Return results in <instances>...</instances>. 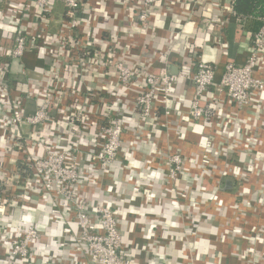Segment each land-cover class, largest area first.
<instances>
[{
	"label": "built area",
	"instance_id": "built-area-1",
	"mask_svg": "<svg viewBox=\"0 0 264 264\" xmlns=\"http://www.w3.org/2000/svg\"><path fill=\"white\" fill-rule=\"evenodd\" d=\"M178 1L0 0L1 36L3 26L13 30L8 45L0 42V136L9 156H0V264H135L133 254L124 255L115 201L87 193L92 182L108 196L106 178L124 194L125 167L146 169L136 173L152 182L137 188L151 184L154 191L158 184L176 204L187 224L184 239H191L181 251L185 264H200L197 247L207 235L215 264L224 257L216 245L232 243L228 258L264 262V221H258L264 216V16L257 31L244 32L241 62L227 58L220 68L201 57L198 37L189 36L185 54L171 64L173 46L164 43L159 53L149 47L156 30L150 18L156 7L167 4V14ZM228 1L181 0L182 17L200 20L204 39L224 45ZM56 3L63 7L57 28ZM142 34L148 39L137 51ZM25 57L41 63L28 69ZM26 69L27 90H11L9 81ZM27 100L35 102L32 112L25 111ZM170 129L182 141L194 135L196 150L158 147ZM28 207L58 216L63 228L46 234L34 211V223L23 213ZM14 211L26 218L16 221ZM46 237L51 242L40 247Z\"/></svg>",
	"mask_w": 264,
	"mask_h": 264
},
{
	"label": "crops",
	"instance_id": "crops-1",
	"mask_svg": "<svg viewBox=\"0 0 264 264\" xmlns=\"http://www.w3.org/2000/svg\"><path fill=\"white\" fill-rule=\"evenodd\" d=\"M224 1L229 2L228 0ZM185 2H187V0H185ZM166 5L167 4H163L162 10L156 7V15L150 18L151 22L156 25V30L150 33L151 42L148 43L150 44L149 47L152 48V51L155 49L154 46H156V48L158 49L157 53H159L160 50L164 51L166 45L163 44L167 43L169 46H173L174 51L176 52L170 55V62L171 64L176 63V54H185L184 52L186 50L187 38L189 36H197L200 44L202 45L200 55L203 59H208L214 63H217L219 66H221L220 68H222L221 64L224 63L227 58L235 62L242 61L244 57L243 45L245 44L244 42L246 40V36L244 35L245 31L242 29L241 25L229 21L230 23L224 29L223 35H221V42L222 44H224L221 45L220 42H216L212 36H209V40L204 39V35L202 34L203 31L201 30L203 29V26L200 20L195 22L192 19L182 17L184 9L181 5V0H179L178 2H174V5L172 6L171 10L167 12V14L162 12L165 9ZM62 10L63 7L62 5H60V3H56L54 5L51 14V20L52 25L55 28H57L56 25L58 19L61 16ZM211 13H216V9H213ZM122 15L123 12H121L119 19ZM195 15L199 19H201V17L204 18L206 15H210V13L209 11H207L205 12L204 16L201 15L200 17L199 12H195ZM8 16H10V14ZM194 18L196 17L194 16ZM119 25L122 26L125 30H128V28H126V26L128 25L124 20H121L119 22ZM198 27L201 29H199ZM5 28L7 27L3 26L2 28V30H4L3 37L1 36L2 31H0V42L8 45V40L11 38V33H7L5 31ZM12 31L13 30L11 29L10 32ZM145 39H148V35L145 36V34H142L135 38L137 51H141L143 49ZM186 61H188V59ZM24 63L25 65L27 64L26 67L30 69L40 64L41 61L35 59L34 57H25ZM27 76H29L27 75V69L24 74H17L16 76H14V78H12L13 80L9 81L11 90L26 91L27 79H30V77ZM33 76L34 74L32 75V77ZM24 79L25 83L19 82L23 81ZM34 108V100H27L25 111L32 112ZM183 137V134L181 135L174 129H170L168 134L162 133V135L156 140V143L162 150H165L167 145L175 148L180 147L182 150H185V152L196 150V137L191 133H187L186 138L184 139L186 141H182ZM4 148L5 142L0 136V156L2 157L3 155L2 159L4 161H7V158L9 160V156L2 153L4 151ZM143 149H145V146H143ZM133 157L134 156L130 154L128 158L134 163L133 166H136ZM125 168L126 169L124 170V172H126L130 183H127L125 185L126 187L124 189V194L119 193V187L113 186L106 178L104 179L103 184L105 183L104 187L109 192L108 196L98 190L92 182H89L87 186V193L93 200H104L105 198H110L111 196L115 201L118 208V225L121 235L123 236V244L125 250L124 255L127 256L133 254L135 264H185V256L181 254V251L183 248V244L185 245V242L189 243L191 239L189 237H186L184 239V231L182 225L187 224H185L184 221H182V224L180 223V219L176 215V204L171 201L169 195H166L167 192L161 186V189H159L158 184L154 185V187L157 188V190L154 191H149L150 187L152 186L151 184L147 186L145 191L142 188H137V184L146 185L147 183L152 182L151 176L142 174L144 176L143 177L136 173L146 169H141L138 167V170H136V168H134V170H129L127 167ZM120 176H123V173L120 174ZM183 182L186 183L185 181ZM225 188V186L222 187V191H224L223 196L229 197L230 193L228 192H230L229 190L231 189V186L227 187V190ZM138 189H140V191H138ZM157 195H160L161 197L159 198L157 197ZM33 211L37 216H35V219L40 221L37 222V224L39 225V227L41 226L43 230L45 229L46 234L53 235L57 233L60 228H63L65 222L63 221V219L58 220L57 215V217L55 218L56 220L51 217L48 219V216H44V212L42 211V209L38 208V210H36V207H28L23 211V213H29L31 221L33 223ZM23 213H18L15 211L13 212L16 221H23L26 218V216L24 215L22 218ZM246 214L249 215L248 213ZM258 221H264V216H262ZM161 222L164 223L165 231L170 235L168 238H165V234L162 232L163 227ZM42 241L43 242H40V247L44 246L48 242L50 243L51 239L46 237ZM213 244L214 243L211 241V237H209V235L205 236L202 240L199 241L198 247H205L204 250H197V254L202 256L199 257L200 264L211 263L213 258L215 260L213 264L218 262V259L216 260V256H211L214 254L215 249ZM263 245L258 246V248L261 249ZM236 246L237 244L235 243L230 244L231 248H229V246H227L226 244H217L216 247L218 251L221 250L224 252V257L222 259H219V261L223 264H250L246 260H243L241 263L233 257L228 258L230 255V251L232 252L236 248ZM238 248H240V246H238ZM208 255L210 257H207ZM82 264H88L87 260L85 262H82ZM259 264H264V262H260Z\"/></svg>",
	"mask_w": 264,
	"mask_h": 264
},
{
	"label": "trees",
	"instance_id": "trees-1",
	"mask_svg": "<svg viewBox=\"0 0 264 264\" xmlns=\"http://www.w3.org/2000/svg\"><path fill=\"white\" fill-rule=\"evenodd\" d=\"M230 1L231 3L229 4V6L232 8L230 22L240 23L239 25H241L242 29L246 32L254 33L255 31H257L262 23L261 18L264 16V0H230ZM10 30L5 28V31L7 33H9ZM222 185H223L222 187H224L226 186V183L224 182ZM225 189L227 190V187ZM4 215L5 214L0 212V218L3 217ZM198 249L204 250L205 247L199 246Z\"/></svg>",
	"mask_w": 264,
	"mask_h": 264
},
{
	"label": "water",
	"instance_id": "water-1",
	"mask_svg": "<svg viewBox=\"0 0 264 264\" xmlns=\"http://www.w3.org/2000/svg\"><path fill=\"white\" fill-rule=\"evenodd\" d=\"M172 71L173 72H177V67H173ZM229 185H230V182H226V186L225 187H230Z\"/></svg>",
	"mask_w": 264,
	"mask_h": 264
},
{
	"label": "rangeland",
	"instance_id": "rangeland-1",
	"mask_svg": "<svg viewBox=\"0 0 264 264\" xmlns=\"http://www.w3.org/2000/svg\"><path fill=\"white\" fill-rule=\"evenodd\" d=\"M210 205H211V204H210ZM210 205H209V206H210Z\"/></svg>",
	"mask_w": 264,
	"mask_h": 264
}]
</instances>
